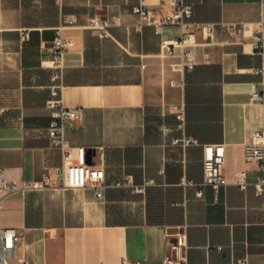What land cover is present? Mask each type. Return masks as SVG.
Wrapping results in <instances>:
<instances>
[{
    "label": "crops",
    "instance_id": "crops-1",
    "mask_svg": "<svg viewBox=\"0 0 264 264\" xmlns=\"http://www.w3.org/2000/svg\"><path fill=\"white\" fill-rule=\"evenodd\" d=\"M186 1L192 21L217 24L212 37L197 34L193 69L182 49L161 48L181 35L179 26L166 25L161 34L150 25L136 28L132 9L139 0H0V167L15 187L0 190V228L21 230L20 257L45 264H164L171 243L182 240L183 264H239L241 258L264 264V193L255 188L264 172L244 153L264 130V103L250 100L254 88L264 92V51L256 49L252 30L236 37L218 24L264 21V0ZM147 4L156 15L169 10L168 0ZM94 17L112 22L110 36L88 27ZM62 24L73 40L62 99L84 108L65 133L73 157L83 147L107 182L128 175L134 181L106 188L102 198L91 188L23 189L64 161L61 148L50 145L47 106L51 47ZM184 134L201 145L173 142ZM208 143L225 145L228 184L218 195L206 186L198 196V185L184 180H204ZM243 170L247 190L235 183Z\"/></svg>",
    "mask_w": 264,
    "mask_h": 264
},
{
    "label": "built area",
    "instance_id": "built-area-1",
    "mask_svg": "<svg viewBox=\"0 0 264 264\" xmlns=\"http://www.w3.org/2000/svg\"><path fill=\"white\" fill-rule=\"evenodd\" d=\"M62 4L63 0H56ZM168 12L156 15L149 8L147 0H139L132 11L136 16L135 26L140 29L144 25L153 26L157 34H161L163 27L166 25H177L181 28V35L170 40H163L161 43L162 51L167 54H174L178 49L183 50L185 65L189 69L195 66L193 47L198 44L196 36L202 33L205 37H212L214 28L217 25L214 22L202 23L192 21L193 8L186 0H168ZM73 20L69 19L68 24ZM114 23V21H113ZM112 22L94 17L90 20L88 27L95 30L100 38L110 36L109 27ZM220 27L232 34L240 37L246 32L252 30L255 38L256 49L264 51V21L251 25L240 22H221ZM65 25L56 28L55 37L51 47L50 67L52 68L50 94L51 97L47 106L51 110V120L48 126L50 145L61 148L63 152V163L47 170L40 180L26 183L23 186L25 190H45L52 184L58 187L68 188H91L95 191L96 196L102 198L108 187H132L134 181L132 176H126L124 181L107 182L106 173L102 166L91 165L87 162L85 150L83 147L77 149L76 156L70 150L65 133L72 120L81 119L84 115L83 107L67 106L62 99V86L66 68L65 56L68 49L72 46L73 40L67 37L63 30ZM25 39L29 38V32L23 31ZM208 57L209 54L206 53ZM256 72H263L258 69ZM264 84V79L262 80ZM251 101H261L264 103V92L254 88L250 95ZM177 118L183 127L185 123V114L182 108L177 110ZM176 144L182 146L201 145L200 141L192 136L183 135L173 140ZM245 158L247 161H256L264 172V130L257 131L252 140L245 145ZM226 148L223 143L203 144V167L204 180L196 184L193 181L184 180L185 184L198 185L197 195L202 196L204 188L211 186L216 195L220 189L228 184L225 174ZM235 183L242 189L247 190L250 182L246 170L239 171L235 174ZM256 192L264 193V173L255 182ZM15 189L13 182L8 180L6 171L0 167V190L13 191ZM135 190L141 191V188L135 187ZM22 237V232L18 228H0V264H45L31 263L19 256L18 248ZM184 242L182 240L172 242L170 253L166 256L164 264H183L186 260L183 254ZM239 264H248L246 258L238 260ZM121 264H129L123 259ZM134 264H141L140 261Z\"/></svg>",
    "mask_w": 264,
    "mask_h": 264
}]
</instances>
